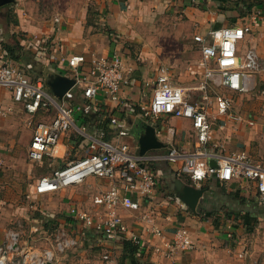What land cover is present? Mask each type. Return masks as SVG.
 <instances>
[{"label":"crops","instance_id":"0c3cea01","mask_svg":"<svg viewBox=\"0 0 264 264\" xmlns=\"http://www.w3.org/2000/svg\"><path fill=\"white\" fill-rule=\"evenodd\" d=\"M18 2L15 0V3L0 8L8 7L11 11L5 17H10L13 12L17 19V25L12 29L22 52L15 65H20L30 79H40L44 86L53 74L75 81V72L66 62H61V58L73 55L84 57V63L78 68L82 73L89 72L93 56L110 60L119 55L132 68L131 83L121 91L122 103H112L98 93L94 111L87 116L77 115L75 123L77 127L85 126L90 135H100L110 143L127 144L134 155L139 152L137 133L147 125L155 129V136L163 147L146 153L194 150L196 135L190 120L167 117L151 122L139 116V106L147 101L146 95L154 86L160 67L169 68L173 84L183 88L192 103H199L201 93L196 87L203 79L204 69L198 65L200 47L193 37L206 36L214 29L239 26L249 21L254 12L260 11L259 22L252 25V32L238 45L239 53H244L250 46L255 48L261 67L253 77V89L237 94L210 84L206 94L214 140L227 152L244 151L254 162L264 165V2L261 7L249 8L254 0H199L195 4L191 0H94L93 26L86 25V5L82 19H62L59 28L36 22L19 9L22 4ZM11 27L12 24L7 23V31L0 35V42L12 43ZM162 35H174L173 42L163 43ZM46 41L50 43V49H45ZM0 52L4 54L1 49ZM82 86L77 84L73 89L76 102L80 99ZM45 89L50 93L46 86ZM217 96L231 100L227 113L218 112ZM0 101L3 106L13 107L12 113L0 118V247L9 243L10 233L17 231L18 234L17 249L7 257L9 264H15L20 251L29 246L52 247L51 233L57 228L64 229L77 245L56 257L54 264H101L105 253L111 254V264H264V205H259L257 192L250 181L232 179L223 182L208 177L194 182L189 176L177 173L179 164L153 163L151 169L157 182L153 194L141 200L137 211L118 208L122 221L139 241L136 252L129 254L123 244L130 240L107 239L103 233L86 228L71 213L72 209L101 210L92 200L108 189L106 179L90 176L78 185L53 193L34 194L40 177L49 176L68 161L86 155V139L71 131L61 137L55 157L32 161L27 153L33 125L20 123L28 119L24 107L14 104L11 94L1 89ZM53 113L52 108L40 109L32 124L50 120ZM236 116H241L244 121L236 122L232 118ZM110 117H116L124 124L127 136L117 134L116 127L110 124ZM247 121L253 124L249 125ZM208 163L214 164V161ZM180 185L203 190L195 211L178 198ZM144 215L148 217L143 219ZM14 223L18 227L16 231L9 228ZM49 224L55 227L52 231H49ZM153 227L162 230L165 239H170L173 231L185 228L194 246L189 251L171 255L164 247V240L153 234Z\"/></svg>","mask_w":264,"mask_h":264},{"label":"built area","instance_id":"2783aa9c","mask_svg":"<svg viewBox=\"0 0 264 264\" xmlns=\"http://www.w3.org/2000/svg\"><path fill=\"white\" fill-rule=\"evenodd\" d=\"M198 1L191 0V3ZM260 16L261 12L256 11L249 21L239 26L214 29L206 36L193 37V41L200 47L201 58L198 65L204 69L203 79L196 87L201 93L199 103H192L185 90L173 84L169 68L160 67L153 82L154 86L146 95L147 101L139 106V116L151 122L167 117L190 120L196 135L192 152L170 149L164 154L148 152L134 155L127 144L110 143L100 135L87 133L85 126H76L75 115L87 116L94 111V99L98 93L112 103H122L121 91L131 83L132 68L119 55H114L110 60L93 56L87 73L78 71L79 66L84 63L82 55L61 58V62H66L75 72V85H83L80 99L76 102L73 90L75 85L61 100H57L46 91L42 80L30 79L20 67L0 52V89L11 94L14 104L24 107L28 115L27 124L33 125L28 158L39 162L44 157H55L61 137L71 131L87 142L85 156L68 161L64 167L54 170L49 176L40 177L34 187V194L53 193L68 186L78 185L90 176L106 179L109 182L108 189L92 200L93 205L101 210L89 212L72 209L71 213L74 219L86 228L103 233L107 239L126 238L135 245H139L138 238L124 224L118 214V208L137 211L141 207V200L153 194L157 185L151 169L153 163L179 164L177 173L189 176L194 182L208 177L223 182L232 179L250 181L257 192L259 205H264V165L254 162L244 151L227 152L214 140L206 94L210 84L237 94L249 93L253 89V77L261 67L255 48L250 46L244 53H239L238 45L252 32V27L259 22ZM53 20L54 25L59 28L61 19L56 16ZM45 40L47 38L43 41ZM27 67L31 68L30 65ZM216 104L219 113H227L231 100L225 96H217ZM49 108L54 110L50 120L32 124L34 115L40 109ZM12 112V106H3L0 101V118ZM232 118L236 122L244 121L241 116ZM109 121L116 127L119 136L128 135L124 124L116 117H110ZM247 123L253 124L252 121ZM222 127L219 125V128ZM168 131L172 132L173 129ZM209 160H213L214 164H209ZM147 217L144 215L142 218ZM151 230L155 236L164 240V247L171 255L177 251H189L194 246L185 228L173 231L170 239H165L158 227ZM51 235L52 247L29 246L21 251L15 264L54 263L56 257L73 250L77 245V241L62 228L55 229ZM17 238L16 232L10 233L9 243L0 247V264H8V254L17 249ZM111 263V254H103L101 264Z\"/></svg>","mask_w":264,"mask_h":264},{"label":"rangeland","instance_id":"374dc122","mask_svg":"<svg viewBox=\"0 0 264 264\" xmlns=\"http://www.w3.org/2000/svg\"><path fill=\"white\" fill-rule=\"evenodd\" d=\"M18 1L22 4V6L19 7L20 10L24 11L26 15H30L31 18L33 19L35 18L36 22L43 23L46 26L50 24L54 25L53 19L56 16L59 17L61 20L62 19L67 20L69 18L70 19L72 18V19L79 21V18L82 19L83 10L86 5H88V11L90 13H94V0H23L22 2L20 0ZM12 9L14 10L15 8H12ZM8 11H11L9 10L8 7L0 8V35L5 34L7 31V16L5 17V14L7 13L9 14ZM12 14L13 12H10V16ZM159 22L162 25H166L164 21H159ZM171 24H174V23L172 22ZM85 32L86 30H84L83 32L84 36H85ZM172 37H174V35H162L161 41L163 43H165L166 41L173 42ZM180 39L183 40L181 37ZM174 41H177V40L174 38ZM193 59H194V56H193ZM75 117L78 118L77 115H75ZM20 123L22 125L23 123L28 125L27 124L28 119L27 121L21 120ZM40 170L41 168H39V171ZM9 228L12 229L13 231H16L18 229L15 223L10 225ZM54 228H55L54 226L49 224V231H52V229ZM20 255L18 256L19 258H20Z\"/></svg>","mask_w":264,"mask_h":264},{"label":"water","instance_id":"95a60500","mask_svg":"<svg viewBox=\"0 0 264 264\" xmlns=\"http://www.w3.org/2000/svg\"><path fill=\"white\" fill-rule=\"evenodd\" d=\"M15 0H0V7L13 4ZM75 81L69 77L53 74L46 81L45 86L53 97L61 100L62 96L70 90ZM139 144V155H143L149 150H154L163 147L155 136V129L150 126H142L141 131L137 133ZM178 189V198L192 211H195L196 206L203 194L202 189H197L192 186L180 185ZM54 264V263H46Z\"/></svg>","mask_w":264,"mask_h":264},{"label":"trees","instance_id":"16d2710c","mask_svg":"<svg viewBox=\"0 0 264 264\" xmlns=\"http://www.w3.org/2000/svg\"><path fill=\"white\" fill-rule=\"evenodd\" d=\"M255 2H251L250 5H249V8L251 6H259L261 7L262 3L264 1H260V0H254ZM93 18V14L90 13L88 11V17L86 19V25H92L93 26V23H94V19ZM7 23L9 24H12V27L10 28L11 29V33H10V36H11V42L10 44H5L4 42H0V49L4 52V56L9 58L10 61H12L14 64H17V62L21 59V52H22V47L21 45L19 44V42L17 40H15V32H13V29L12 28H15L16 25H17V19L15 18L14 15H11L10 17L7 18ZM10 26V25H9ZM46 46H45V49H50V43L49 42H46L45 43ZM25 55L27 56H30L29 53H26L25 52ZM20 67V65H19ZM32 80H35V78H32ZM124 250L127 252V253H134L136 252L137 250V245H135L133 242L131 241H124Z\"/></svg>","mask_w":264,"mask_h":264},{"label":"bare ground","instance_id":"6f19581e","mask_svg":"<svg viewBox=\"0 0 264 264\" xmlns=\"http://www.w3.org/2000/svg\"><path fill=\"white\" fill-rule=\"evenodd\" d=\"M166 123V122H165ZM169 125V124H168ZM171 126V125H170ZM163 132V131H162ZM170 136V135H169ZM107 139V138H106ZM82 140V139H81ZM108 140V139H107ZM163 250V249H162Z\"/></svg>","mask_w":264,"mask_h":264}]
</instances>
